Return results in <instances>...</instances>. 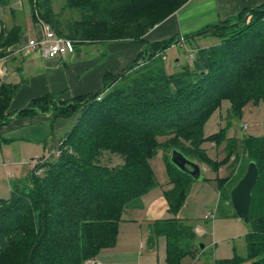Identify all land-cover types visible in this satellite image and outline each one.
I'll use <instances>...</instances> for the list:
<instances>
[{
	"label": "trees",
	"instance_id": "trees-1",
	"mask_svg": "<svg viewBox=\"0 0 264 264\" xmlns=\"http://www.w3.org/2000/svg\"><path fill=\"white\" fill-rule=\"evenodd\" d=\"M9 1L0 0V5ZM28 1L36 20L51 25L58 35L97 44L145 43L151 29L190 0H65L62 10L77 16L70 20L54 10L52 0ZM207 34L219 42L193 47V60L179 72L167 74L164 67L165 52L178 39L173 37L151 43L127 73L108 79L97 94L66 103L45 96L17 113L50 110L59 117L82 110L59 156L42 165L41 175L31 171L26 182L14 185L10 198L0 199V264H85L114 247L125 211L158 185L150 161L160 151L171 186L165 196L169 212L176 215L194 179L172 163L171 153L177 150L218 172L225 161L210 158L207 142L224 145L226 162L237 167L239 156L246 155L259 170L245 235L247 254L215 264H264V136L238 142L227 139L224 130L209 137L203 133L224 101L239 116L246 105L264 100V4L183 39ZM21 36L18 28L5 30L0 49L18 43ZM18 88L0 85V126L14 116L9 108ZM106 153L122 163H103ZM233 175L219 179L225 203L238 182ZM152 231L166 238L167 264H181L195 251L190 242L196 233L175 216L155 223Z\"/></svg>",
	"mask_w": 264,
	"mask_h": 264
},
{
	"label": "crops",
	"instance_id": "crops-1",
	"mask_svg": "<svg viewBox=\"0 0 264 264\" xmlns=\"http://www.w3.org/2000/svg\"><path fill=\"white\" fill-rule=\"evenodd\" d=\"M263 4L264 0H191L178 13L151 29L145 36V43L113 41L107 42L105 47L80 44L74 51L56 58H46L40 52H17L20 46L43 34L28 0H10L8 6L0 5V37L5 30L18 28L22 32L18 43L0 49V85L19 86L9 108L14 116L0 126V199L10 198L13 186L27 181L26 161L57 156L62 141L73 130L82 112L78 109L68 116L54 117V112L48 110L18 116L17 113L33 100L51 96L66 103L97 94L103 91L108 79L128 69L151 43L178 37L171 48L176 47L180 37L235 19L242 11ZM17 172L21 175L19 180ZM168 183L169 179L164 184L158 183L139 204L125 211L116 245L103 250L94 261L100 264H167V252L162 257L153 249L156 235L152 227L159 221L173 218L165 196V191L171 187ZM143 239L152 249L145 251Z\"/></svg>",
	"mask_w": 264,
	"mask_h": 264
},
{
	"label": "rangeland",
	"instance_id": "rangeland-1",
	"mask_svg": "<svg viewBox=\"0 0 264 264\" xmlns=\"http://www.w3.org/2000/svg\"><path fill=\"white\" fill-rule=\"evenodd\" d=\"M52 2L54 10L57 13L62 12L64 19L70 20L77 17L75 13L62 10L65 0H52ZM183 7L179 8L174 14L178 13ZM181 39H183V37H180L179 41H181ZM216 42L218 43L219 40L207 34L198 38L184 40L183 43H179L176 47L169 48L165 52L164 58V67L167 74L179 72L184 66L191 63L193 47L213 45ZM81 45L83 46L84 44ZM104 45H106V43H97L94 46L105 47ZM88 47H93V45L85 46V48ZM143 64L145 63L140 65ZM230 106L231 104L229 101H224L221 106L211 114L203 127L205 137L217 134L221 130H224L227 139L238 142H241L244 138H259L264 136V100H261L257 105H246L239 116H235L231 113ZM245 124L248 125V128L243 130L242 127ZM204 147L208 149V154L212 160L225 162L218 172H215L207 165L200 164L201 178L190 182L187 198L182 208L176 215H173L180 219L186 226L192 227L193 231L196 233V238L194 241L192 240V242H190L195 248V251L192 255L183 259L181 264H215V261L232 259L236 255L246 256L247 254L245 235L248 232V224L237 216H234V209L231 206H227V203L224 202L221 197L222 184L219 179H225L234 174L233 177L235 182H239V177L243 176L247 171L249 157L246 155L239 156L236 167V164L232 160L226 162L227 154L224 150V145L215 147L212 143L207 142L204 144ZM102 161L103 163L109 162L111 165L122 163L121 158L115 155L110 156V154L107 153ZM150 164L154 170L158 183L164 184L165 180L168 179V175L163 151H160L159 155L150 161ZM31 170L32 167L27 168V176L30 174ZM13 173L15 174L16 171ZM16 175L15 176L19 180L21 176L20 173L17 172ZM10 194L8 196H10ZM207 212H214V218L205 220L204 214ZM142 242L146 244L145 251L149 248L152 249L151 245L148 246L147 241L143 239ZM154 245L155 247L153 249L156 253L159 252V254L164 257L166 251V238L164 236H155ZM202 245L205 246L204 249L201 248ZM102 252L103 251H101V253ZM88 264L100 263L93 259L89 261Z\"/></svg>",
	"mask_w": 264,
	"mask_h": 264
},
{
	"label": "water",
	"instance_id": "water-1",
	"mask_svg": "<svg viewBox=\"0 0 264 264\" xmlns=\"http://www.w3.org/2000/svg\"><path fill=\"white\" fill-rule=\"evenodd\" d=\"M247 19V18H246ZM126 70L125 73H127ZM171 161L181 171L190 175L194 180L201 178V167L187 159L183 154L177 150L171 153ZM259 179V170L254 161L248 165L247 171L237 185L231 191V201L227 206H232L237 217L245 223L249 222V214L252 203V194ZM204 245L201 246L203 248Z\"/></svg>",
	"mask_w": 264,
	"mask_h": 264
},
{
	"label": "built area",
	"instance_id": "built-area-1",
	"mask_svg": "<svg viewBox=\"0 0 264 264\" xmlns=\"http://www.w3.org/2000/svg\"><path fill=\"white\" fill-rule=\"evenodd\" d=\"M42 27V36L37 40H31L26 44L19 47L17 52H24L26 54L40 52L46 58L61 57L69 52L75 50V47L80 44V41H76L64 36H60L56 33L53 27L47 23H40ZM184 42V39H181ZM194 51H192L191 59L194 58ZM165 58V57H163ZM248 125H243L242 129L246 130ZM60 151L57 153L59 156ZM47 158H31L24 164L28 167H32L31 171H34L36 175L43 173L42 165L47 161ZM214 212H207L204 214L205 220H211L214 218Z\"/></svg>",
	"mask_w": 264,
	"mask_h": 264
}]
</instances>
